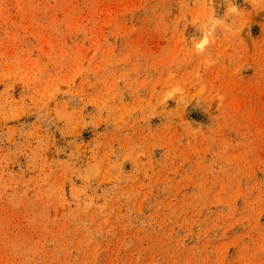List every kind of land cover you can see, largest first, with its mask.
I'll return each instance as SVG.
<instances>
[{
    "label": "rangeland",
    "instance_id": "374dc122",
    "mask_svg": "<svg viewBox=\"0 0 264 264\" xmlns=\"http://www.w3.org/2000/svg\"><path fill=\"white\" fill-rule=\"evenodd\" d=\"M0 264H264V0H0Z\"/></svg>",
    "mask_w": 264,
    "mask_h": 264
}]
</instances>
